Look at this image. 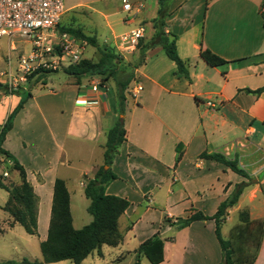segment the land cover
Listing matches in <instances>:
<instances>
[{
    "label": "crops",
    "instance_id": "1",
    "mask_svg": "<svg viewBox=\"0 0 264 264\" xmlns=\"http://www.w3.org/2000/svg\"><path fill=\"white\" fill-rule=\"evenodd\" d=\"M129 1L136 11L132 16L122 11L121 0H64V7L66 14H87L95 23L91 31L99 28L95 14L112 36L119 24L125 31L118 35L142 26L144 36H152L147 25L156 17L157 0L147 14L144 1ZM98 3L101 9L94 7ZM263 4L264 0H171L165 32L176 36L177 54L187 76L178 74L161 47L146 50L129 85L130 89L140 85L142 90L135 98L126 95L123 114L108 91L106 95L91 93L86 91L89 85L77 87L66 81L61 91L31 94L1 147L23 167L37 198L39 253L47 237L57 178L65 182L74 229L91 222L84 178H93L103 165L107 133L119 119L125 141L111 164L115 179L104 193L129 203L117 222L122 242L112 247L121 258L136 257L143 242L158 236L163 240L159 264H219L221 250L213 220L195 221L182 229L174 221L193 212L211 217L239 184H243L242 193L228 213L246 208L251 221L264 219V176L259 178L264 170V92L247 91L264 87ZM204 49L228 64L207 65L200 56ZM0 104L5 106L1 127L18 99ZM202 153L236 160L249 179L199 158ZM85 200L83 214L79 205ZM6 222L0 233L18 225L10 226V216ZM9 245L15 255L0 257V263L42 260L41 253H31L20 241ZM104 247L110 246L102 245L82 264L103 259ZM253 264H264V229Z\"/></svg>",
    "mask_w": 264,
    "mask_h": 264
},
{
    "label": "trees",
    "instance_id": "2",
    "mask_svg": "<svg viewBox=\"0 0 264 264\" xmlns=\"http://www.w3.org/2000/svg\"><path fill=\"white\" fill-rule=\"evenodd\" d=\"M170 1L157 0L156 17L151 21L155 32L147 42H143V38L139 41L136 50L139 51L140 57L134 68L141 64L146 50L159 46L163 49L166 57L175 64L178 74L187 76L184 63L177 54L176 36L165 32L164 19L168 15ZM57 27L59 28V24ZM59 32L69 33L80 39V41H87L91 46L97 47L96 39L85 35L81 28H59ZM97 49L100 54L98 61L92 63L81 56L78 62L62 70L65 75L76 80L75 85L77 87L80 86V79L83 76L101 75L105 80L113 77L112 68L115 67L114 61L120 62L117 52L112 47L106 46ZM200 56L211 67H221L228 64V62L207 49L201 50ZM55 72L54 70H38L27 77V82H31L33 78H35V83L40 80L43 81L45 75ZM133 78L134 75L130 74L125 79V82L118 84L117 96L120 114L124 112L125 95L130 89L129 85ZM43 85H45V82ZM247 91L259 95L264 92V87L254 91ZM29 97H31V94L27 93L26 96L20 98L18 104L10 112L0 128V154L12 161L13 168L17 171L20 181L18 185L7 186L0 180V188L4 189L8 194L7 201L0 208L12 219L10 226L18 224L26 234L37 236V198L26 179L23 167L9 152L1 147L6 133L12 127L14 117ZM125 136L126 131L124 130L123 122L119 119L107 133L106 142L103 146V165L93 178H84V196L89 201L87 211L92 217L91 222L80 229H74L70 213L69 194L65 182L57 178L53 185L47 237L40 243L42 260L40 262H29L26 259H22L18 264H51L61 261L82 264L84 259L93 252L99 253L102 245L116 247L122 242V235L118 231L117 222L129 203L125 199L105 195L104 190L106 185L115 179V175L111 171V164L118 153L119 146L125 141ZM180 157L181 154L178 155L177 160ZM199 158L220 163L234 174L244 179H249V175L238 166L236 160L227 159L219 153H202ZM263 176L264 170L259 175V178ZM242 189L243 184L236 185L233 192L219 204L216 212L211 217L205 216L201 212H193L186 218H177L174 221L176 228L182 229L195 221L213 220L216 239L221 250V261L219 264H253L259 251L264 219L251 221L246 211L240 212V221L231 228L227 238L221 235V226L224 223L226 211L236 205ZM138 255L145 257L150 264L161 263L163 261V240L158 236L146 240L139 246L136 258H138ZM0 264H17V262L7 261ZM134 264H139V261L136 260Z\"/></svg>",
    "mask_w": 264,
    "mask_h": 264
},
{
    "label": "rangeland",
    "instance_id": "3",
    "mask_svg": "<svg viewBox=\"0 0 264 264\" xmlns=\"http://www.w3.org/2000/svg\"><path fill=\"white\" fill-rule=\"evenodd\" d=\"M68 0H65V2ZM70 1V0H69ZM146 3L145 13H149L153 6L154 0H142ZM95 8L101 9V6L98 4L94 5ZM137 7H139L137 5ZM135 9L133 13H135ZM97 24H99V28L97 31H91L90 29L95 26L92 19L85 13H64L60 23L59 28H81L83 33L87 36L94 37L97 41V47L91 46L87 41L81 40L83 47V55L82 57L85 60H88L92 63L98 61L100 54L97 48H101L103 46L114 48L116 38L119 36L118 34L125 31L123 25H118V29L115 30L116 35L112 36L108 29H106L103 25V21L99 18L98 15H92ZM127 16V15H126ZM123 17L122 15L115 16L116 19ZM59 28L56 30L59 32ZM154 29L152 28V23L147 25L148 33ZM152 34V35H153ZM151 38L148 36L143 37V42H147ZM77 40H80L76 38ZM12 42V43H11ZM11 42L8 41L7 38H2L0 40V102L4 100H10L13 97L18 99L29 94H37L39 92H43L45 90L52 91H61L62 86H64L65 82H72L74 85L76 84V80L70 76H67L63 73V69L68 68L69 65H64L60 68H57L55 73L47 74L43 77V81L45 84L48 82L47 86H43V81L40 80L37 83L34 82L35 78L31 80V82H27V78L25 81L20 80V72L18 71V63L20 60V56H26L30 53V44L25 39L13 38ZM117 52V51H116ZM120 62L114 61L113 77L109 80H105L101 75H87L83 76L80 79V85H90L91 83H96L104 86L108 89V96L114 99L115 104H117L118 109L120 108L119 99L117 96L118 93V84L121 82H125L130 74L134 75V66L139 62V51L134 50L131 53H118ZM51 71V70H44ZM53 71V70H52ZM105 80V81H104ZM45 87V88H44ZM126 97V95H125ZM5 110V106L0 104V119L3 116ZM1 128V127H0ZM0 180L3 184L9 185H18L19 184V176L17 171L13 168V163L11 160L5 158L0 154ZM8 198V194L4 189L0 188V207L6 202ZM84 205H79V210H83V214H85V206L88 201H84ZM248 210L246 208H242L238 210L236 213H228L226 211V216L224 219V223L222 224V233L223 237L227 238L226 231L238 224L240 221V212ZM249 215V214H248ZM228 221L225 223V221ZM9 219L8 214H6L0 208V229H5L6 220ZM261 221V220H260ZM24 245L28 251L31 253H36L38 251V255H40L39 250H37V237L31 236L25 233L22 227L16 225L14 229H10L9 231H5V233H0V257L2 256H12V250L10 249V242H18ZM103 259H95V262H92L91 259H87L85 264H134L136 260L139 261V264H150L148 260L138 255V258L134 257L133 254L125 255L122 258L119 253L112 247H104L103 250ZM41 257V256H40ZM2 263V262H1ZM63 264H72L69 261H65Z\"/></svg>",
    "mask_w": 264,
    "mask_h": 264
},
{
    "label": "built area",
    "instance_id": "4",
    "mask_svg": "<svg viewBox=\"0 0 264 264\" xmlns=\"http://www.w3.org/2000/svg\"><path fill=\"white\" fill-rule=\"evenodd\" d=\"M121 4L122 11L132 16L134 8L130 1L121 0ZM64 13V0H0V40L7 38L11 42L13 38H20L30 44V53L20 56L18 63L21 81L38 70H56L80 60L84 50L82 42L56 30ZM143 37L144 28L139 26L119 35L114 48L120 54L131 53ZM141 90L140 85H135L127 95L135 98ZM86 91L107 93L104 86L96 83H91Z\"/></svg>",
    "mask_w": 264,
    "mask_h": 264
}]
</instances>
